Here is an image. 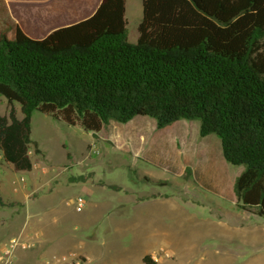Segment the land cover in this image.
<instances>
[{"label": "trees", "instance_id": "obj_1", "mask_svg": "<svg viewBox=\"0 0 264 264\" xmlns=\"http://www.w3.org/2000/svg\"><path fill=\"white\" fill-rule=\"evenodd\" d=\"M141 14L134 43L125 0H100L42 38L0 29V94L22 113L0 115V161L28 171L30 149L42 154L34 110L92 134L140 117L157 128L198 120L199 135H216L224 160L242 166L236 205L264 215V0H141Z\"/></svg>", "mask_w": 264, "mask_h": 264}, {"label": "rangeland", "instance_id": "obj_2", "mask_svg": "<svg viewBox=\"0 0 264 264\" xmlns=\"http://www.w3.org/2000/svg\"><path fill=\"white\" fill-rule=\"evenodd\" d=\"M80 1L59 2L60 13L72 15L65 16L62 23L76 22L85 15L78 13ZM22 2H11V12L33 27L34 11ZM127 2L132 12L128 37L134 43L142 15L141 0ZM7 11L0 0V29L16 20ZM12 105L21 118L18 103H8L0 94V115L8 114ZM142 121L153 120L144 117ZM191 122L198 124V120ZM30 125V136L42 154L30 149L34 166L29 171H15L0 161V195L7 197L10 188L26 186L33 192L31 197L37 196L11 202L16 207L0 206V247L12 237H23L24 233L15 232L26 219L43 225L48 251L40 258L33 257L39 232H29L34 247L15 248L11 264H43L53 255H66L58 264H83L77 254H68L71 251L91 252L86 264H145L142 258L146 253H155V264H264V215L239 208L232 188H198L201 180L189 170L179 183L159 185L158 181L145 180L144 171L155 172L160 178L168 173L143 161L140 151L129 143L106 137L116 129L114 124L105 125L101 143L80 125H70L40 110L32 112ZM208 137L217 143L202 137L196 153L206 164L211 186L235 176L242 166L227 163L219 138L214 134ZM41 167L51 171L41 176ZM79 196L83 207L78 212L75 202Z\"/></svg>", "mask_w": 264, "mask_h": 264}, {"label": "crops", "instance_id": "obj_3", "mask_svg": "<svg viewBox=\"0 0 264 264\" xmlns=\"http://www.w3.org/2000/svg\"><path fill=\"white\" fill-rule=\"evenodd\" d=\"M1 1L6 6V9L8 10L7 13H9L10 16L13 18L14 16L11 12V8L9 7V4L13 1H19V2L23 1L22 3H24L25 6H27V8L30 11H34V14L31 16L33 19V23H31L32 25H34L33 27L26 26L17 17L14 18L16 19L15 22L11 20L13 18H10L11 22H9L19 25L20 28L23 30V32L32 38H42L52 29L68 25L62 23L66 15L60 13L58 4L61 0H1ZM80 2L81 3L78 6V13H81L82 11L85 12V15H83L81 18L84 19L90 16L94 12L100 0H81ZM131 14L132 12H130L129 10V3L127 2V0H125V18L127 22V28H128V20ZM71 16H72L71 14H67L66 17L71 18ZM134 35H135V39H137L138 36L137 30ZM7 36L8 38L12 37V29L10 27L7 28ZM142 120H144V117L134 118L126 123L109 122L106 126L109 127L112 124H114L113 126L116 129L112 132V134L109 133L106 137H108L113 141L120 140V143H125V142L129 143L130 147L135 148L133 150L140 151V155L143 161L152 164V166L158 167L160 170H163V172L165 173H168V175L161 176L160 178V176L156 175L155 172L144 171L143 174L145 176H147L148 178L154 181L165 180L169 182L179 183L184 180V175L186 174V171L189 170L194 175V177H198L201 180L199 181V183H197L198 188L214 187L225 190H230V188H232L233 180L238 173L235 176L233 175V177H228L227 180L225 181H221L220 183H215L216 185L211 184L210 186V183L208 182V176H206V171H205L206 164L204 166V164L201 163V160L198 157V154L196 153L197 148L199 149V142L202 139V136H200L198 132V127H199L198 124L196 125L193 124L194 122L180 119L162 128H157L153 121L143 122ZM105 131L106 128L105 126H103L97 133L92 134V136H94L96 140L99 143H101V141L105 137L104 136ZM203 138H206V140L208 142H211L213 145L217 143L216 141H213V139L215 140V138L208 137V135L203 136ZM182 147H184V149H182ZM184 153H185V157H184ZM206 162L207 160L205 159V163ZM33 166L34 163L32 165V168ZM49 171L51 170H48L45 167H41L40 174L41 176L47 175ZM168 176H173L174 178L172 177L173 178L172 179L171 177L169 178ZM35 177L38 176L35 175ZM67 183H70L68 179H67ZM83 188L85 191L88 190V188L86 187ZM7 192H8L7 197H3L0 195L4 200V202L6 203L7 202L11 203L16 201L20 202L19 200L29 201L31 199L32 200L35 199L37 196L36 195L31 197L33 192L29 191L26 186L13 187L10 188ZM135 199L140 201V198L138 199L137 196L135 197ZM233 199L235 202V196ZM138 204L140 205V202ZM10 207H16V206L11 205ZM80 210L77 211L79 212ZM138 220H140V217L138 218ZM42 227L43 225L40 222L33 224L32 222H30V220L26 221L25 219L23 220L22 224L18 226L15 232L16 235L24 233L21 239L27 244H29L28 248L34 247L33 245L35 243V248H33L34 250L31 253L33 257L35 256L37 258L38 257L40 258L42 254L48 251L47 241L45 240V238L43 239L44 232ZM32 231H36L37 233L39 232L37 240L39 238L40 240L38 242L37 240L34 243L32 242V238H30L28 234L29 232ZM68 254H77L78 256L82 257L83 264H86L92 258L91 252L89 253L87 251H75V252L71 251ZM154 254L155 253L153 254L146 253L144 254V256H149V259L152 261ZM61 256H66V255H60V256L53 255L51 259L53 257H61ZM51 259L49 260L46 259L43 262V264H49L48 261H50ZM139 259H140V255H139Z\"/></svg>", "mask_w": 264, "mask_h": 264}, {"label": "built area", "instance_id": "obj_4", "mask_svg": "<svg viewBox=\"0 0 264 264\" xmlns=\"http://www.w3.org/2000/svg\"><path fill=\"white\" fill-rule=\"evenodd\" d=\"M82 205H83V199L82 197H78L76 199V209L80 210ZM17 247L28 248L29 244L24 242L19 236L10 238L9 241L5 243L3 247L0 249V264H11L13 261L14 249ZM65 260H66V256L53 257L50 261H48V263L58 264L59 262ZM74 264H80V261H74Z\"/></svg>", "mask_w": 264, "mask_h": 264}]
</instances>
